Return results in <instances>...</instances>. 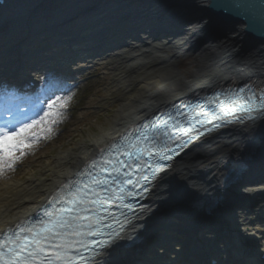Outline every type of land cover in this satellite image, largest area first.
<instances>
[{
  "label": "bare ground",
  "instance_id": "bare-ground-1",
  "mask_svg": "<svg viewBox=\"0 0 264 264\" xmlns=\"http://www.w3.org/2000/svg\"><path fill=\"white\" fill-rule=\"evenodd\" d=\"M204 1L1 0L0 96L20 93L29 100L14 82L19 75L33 83L34 98H40L43 77L56 80L59 68L95 63L112 74V87L124 81V90L114 100L107 127H99L89 144L76 141L47 160L53 168L47 177L0 185V231L37 212L62 182L136 123L200 92L264 76V44L193 6L207 8ZM200 17L210 21L207 26L197 24ZM183 57L195 60L186 74L180 70ZM240 126L241 132L222 128L203 140L209 146L205 155H217L195 178L199 190L176 175L152 191L158 207L143 239L112 253L108 264H200L210 231L225 246V259L263 264L258 251L264 250V126ZM236 161L240 171L222 186L225 168Z\"/></svg>",
  "mask_w": 264,
  "mask_h": 264
},
{
  "label": "snow or ice",
  "instance_id": "snow-or-ice-1",
  "mask_svg": "<svg viewBox=\"0 0 264 264\" xmlns=\"http://www.w3.org/2000/svg\"><path fill=\"white\" fill-rule=\"evenodd\" d=\"M193 6L206 10L202 4ZM210 7L242 18L250 32L264 36V0H211ZM209 22L200 17L197 24L203 28ZM42 79L46 100L29 101L10 92L0 96V177L14 171L41 141L52 139L63 122L72 98L56 94L63 91L56 80ZM206 103L214 109L197 112L196 105L187 112L176 108L175 113L155 115L100 148L61 183L43 218L0 231V264H108L118 241H134L144 228L137 221L145 209L136 201L176 175L195 190L202 187L195 178L217 155H205L209 146L202 137L233 123L249 129L264 120V88H240ZM27 112L32 117L21 120ZM224 248L216 234L208 232L200 264H236L224 258ZM258 255L264 261V250Z\"/></svg>",
  "mask_w": 264,
  "mask_h": 264
},
{
  "label": "rangeland",
  "instance_id": "rangeland-1",
  "mask_svg": "<svg viewBox=\"0 0 264 264\" xmlns=\"http://www.w3.org/2000/svg\"><path fill=\"white\" fill-rule=\"evenodd\" d=\"M194 62L195 60L190 57H183L180 62L182 73L189 72ZM87 65H81L78 68L81 70L73 76L75 80L68 82L75 85L73 89L65 93H57L72 99L64 114L63 122L57 125L52 139L41 141L35 146L14 171H10L6 178L0 177V185L7 181L21 182L30 177L37 179L42 176L47 177V171L53 170L52 166L47 164V160L50 161L51 157L72 147L76 141L89 144L99 127L102 129L107 127L116 107L114 100L119 98L124 90L122 86L124 81H121L117 88L112 87L114 83L112 74L103 69L102 65L95 63L86 67ZM113 74L115 75L114 72ZM55 75L53 73L54 77Z\"/></svg>",
  "mask_w": 264,
  "mask_h": 264
},
{
  "label": "water",
  "instance_id": "water-1",
  "mask_svg": "<svg viewBox=\"0 0 264 264\" xmlns=\"http://www.w3.org/2000/svg\"><path fill=\"white\" fill-rule=\"evenodd\" d=\"M203 3H207L208 11L210 14L222 24H229L231 27L234 26L236 29H239L248 36L251 40L259 41L260 43L264 44V36H262L259 32H250L247 28V23L239 17H230L226 13H222L219 9H213L210 7L211 0H205ZM95 11V10H94ZM93 11V12H94ZM73 42V41H72Z\"/></svg>",
  "mask_w": 264,
  "mask_h": 264
}]
</instances>
